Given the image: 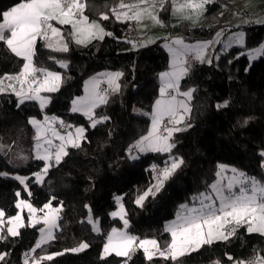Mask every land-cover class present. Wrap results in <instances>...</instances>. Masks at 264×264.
Segmentation results:
<instances>
[{
  "label": "trees",
  "instance_id": "1",
  "mask_svg": "<svg viewBox=\"0 0 264 264\" xmlns=\"http://www.w3.org/2000/svg\"><path fill=\"white\" fill-rule=\"evenodd\" d=\"M119 1L86 0L84 14L90 20L99 19L104 30L112 35L80 45L70 36V26H63L67 52L53 51L43 40L37 39L35 67L59 72L62 77L57 91L45 93L49 97L46 107L40 108L34 101L20 104L13 94L0 93L1 141L8 140L10 150L14 147L9 139L11 133L28 127L30 118L41 119L44 115L63 121L64 130L73 126L85 128L86 137L79 148H66L68 155L63 156L58 165L49 167L41 185L34 182L33 176L43 169L42 161L30 159L12 166L7 161L8 155L0 154V209L5 217L16 213L19 198L30 200L37 209L48 202L62 208L54 238L32 251V255L30 250L40 223L34 226L24 223L19 236L0 240V253H8L0 264H25L26 258L29 262L32 257L48 255L53 259L42 260L40 264H124L125 260L127 264H209L213 260L233 264L260 254L264 256V236L250 234L244 226L229 240L205 245L176 261L159 255L149 261L142 250L131 253V259L115 254L101 257L107 232L123 225L111 215L117 196L122 197L129 234L140 239H155L163 249L170 242V233L163 223L174 218L178 208L190 202L192 196L209 190L218 165L234 166L256 178L264 176V157L261 156L264 150V53L253 62L246 53L264 42V24L261 23L254 27H235L245 31L243 46L220 53L209 64L194 61L179 85L183 89H195L189 102L190 127L173 134L169 142L175 147L171 152H146L128 168L123 167L130 155L129 147L147 134L150 125V118L135 113L134 108L150 112L157 98L159 75L169 69V56L160 41L130 47L127 21L111 16L110 10ZM19 2L21 0H0V13ZM225 5H228L226 0H211L204 10L210 25L190 27L181 21L179 33L187 40L212 38L228 25L224 21ZM101 13H107L109 19L101 20ZM159 17L169 25L168 1L160 9ZM218 49L219 46L215 47L212 54ZM60 62L67 67H59ZM22 65L23 60L0 42V77L19 72ZM105 70L122 75L116 80L118 90L110 92L106 87L107 102L94 109V119H108L93 128L88 117L70 112V103L82 93L89 77ZM225 103L226 106L218 107ZM173 158H181L183 164L163 181L159 191H153L141 205L136 204L137 198L158 182V179L153 182L152 174L158 172L159 176ZM13 171L27 177V190L15 178L5 176ZM89 219L97 221L98 235L92 231ZM82 242L89 247L78 253L70 252ZM228 256L233 259L229 260Z\"/></svg>",
  "mask_w": 264,
  "mask_h": 264
},
{
  "label": "snow or ice",
  "instance_id": "2",
  "mask_svg": "<svg viewBox=\"0 0 264 264\" xmlns=\"http://www.w3.org/2000/svg\"><path fill=\"white\" fill-rule=\"evenodd\" d=\"M210 2L211 0H184L183 3L178 4L177 0H172L174 13H182L185 9H190L197 17L204 5ZM164 3L165 0H137L136 3L128 4L124 0H120V3L110 11L120 21L135 20L139 23L147 16L155 23L163 26L162 21L154 14L153 9L156 8L157 4L163 9ZM86 7V0H21L9 10L0 13V20H2L0 22V42H3L12 54L24 61L19 73L15 75L5 74L0 77V93L11 90L19 98L20 104H23L25 100H38L40 101V107L44 108L49 101L47 98L42 97L40 93L57 91L62 77L59 73L35 67L34 56L37 39L46 41L45 46L53 51H68V44L63 42L61 30L51 22L56 21L59 25H70L72 29L70 35L76 44L86 45L93 38L103 39L105 35H112V33H106L96 21L89 22L88 17L84 15ZM183 18L190 19L191 17L184 16ZM100 19L107 20L109 15L101 13ZM217 35L221 34L218 33ZM53 38L58 39L54 40ZM237 41L243 44L242 33L237 37ZM211 43L210 41L187 45L183 39L177 38L172 41V45L180 46L179 48L166 45L172 56V70L160 74V80L162 81L160 98L155 101L151 113V127L146 135L129 147L128 151L130 154L134 150L139 152H171L172 148L175 147V144L169 141L174 132L186 130L175 125L182 124L185 115L191 112L189 102L192 100L193 92L195 91V89H189L181 92L179 89L180 80L190 69V65H188V61L184 57L192 55L194 59L203 63L206 49L210 47ZM133 47H135V44ZM262 53H264V45L249 51L248 56L250 59H255ZM207 62L211 63V60L209 59ZM60 65L61 67H67L64 62H60ZM37 73H42L43 79ZM104 75L109 77L111 86L112 79L121 76L122 73ZM5 81H8V83L5 84ZM99 83L100 81L96 78L87 82L85 86L86 95L73 100L71 109L72 112H81L87 116L93 128L98 123L108 119V117L93 118L94 109L99 104L107 102L106 96L101 95L97 91ZM118 87L117 85V90ZM169 90L174 91L176 95H171ZM177 96L184 99H177ZM223 106H226V103L225 105H218V107ZM145 115L148 114L145 113ZM165 118H167L166 124ZM52 120H55V118H52ZM29 123L36 128L37 148L39 149V140L42 134L48 130L46 126L49 125L50 120L45 117L44 122L41 123L36 119H31ZM60 123L63 126V121H60ZM162 124L165 126L161 130ZM168 124L173 125V127H168ZM51 133L61 141V144L58 146L54 157L47 151L43 154L37 151L36 158L46 162L42 171L35 174L37 182L42 181L43 175H46L49 167L52 166L51 163H48L50 160L54 159L55 164L58 165L62 157L68 155L65 150L66 145L79 148L81 146L80 142L86 139L84 135L85 128L83 127L76 128L75 135L69 133L67 136H62L55 129H51ZM47 143L51 144V141L48 140ZM261 156L264 157V152L261 153ZM131 158L137 159L134 155ZM181 164H183L181 158L172 159L171 165L165 167L157 177L158 183L153 186L155 191L160 190V187L163 186V181ZM153 167L155 168V166ZM227 171H231L232 176H225ZM215 175L218 179L209 186L211 191L201 192L193 197L194 201H198V207L195 205L190 207L188 204L180 206L181 210L177 213L176 219L166 226V231L171 234V241L163 249H161L155 239H140L138 236L130 235L126 231L113 228L107 236V242L103 246V257L115 253L118 257L131 259V253H134L138 246L143 249L149 261L156 255L166 260L170 258L176 261L179 257L198 251L205 245H212L216 241L229 240L240 227L246 226L248 233H259L264 236V180L248 176L245 172L236 168L228 169L225 165H218V171ZM16 179L21 184H25V178L17 176ZM225 180L226 183L224 182ZM26 187L27 185H25ZM153 188L148 189L143 195L139 196L136 204L141 205L147 196L154 194ZM16 195L19 196L20 193L17 192ZM121 199L122 197H116L119 211L112 212L111 215L113 217L119 216L123 220L124 228L127 229L129 222L125 219L126 212L123 204L120 203ZM16 207L18 209H28L29 219L33 221L30 226L40 223L41 220L46 226V229H40L41 239L37 242L36 248H40L43 243L54 238L52 230L58 226L57 214L60 208H52L49 202L43 208L37 209L23 199L19 200ZM44 209L49 211L42 218L36 219L35 214L37 211L44 212ZM89 223H93V221L89 219ZM24 226L19 213L8 217L5 222V212L0 209V240L6 239L7 236H19V229ZM93 230L98 231L95 223H93ZM5 231L6 235L4 234ZM88 247L87 243L82 242L77 248L71 249V251L80 252ZM62 254L57 253L56 255ZM7 255L8 253L6 252L0 253V261H3ZM227 258L229 260L233 259L231 256ZM52 259V255L41 256L38 259L34 258L32 264H40L42 260ZM25 264H29L27 258L25 259ZM124 264H127V260H125ZM214 264H220V262L215 261ZM235 264H246V262L236 261ZM247 264H264V257L257 255L253 260L248 261Z\"/></svg>",
  "mask_w": 264,
  "mask_h": 264
},
{
  "label": "rangeland",
  "instance_id": "3",
  "mask_svg": "<svg viewBox=\"0 0 264 264\" xmlns=\"http://www.w3.org/2000/svg\"><path fill=\"white\" fill-rule=\"evenodd\" d=\"M167 1L169 2V12H170V19H169V22H168L169 25H165L162 22L163 23V26H161V24L155 23L153 20H151L147 16H145L139 23L137 21H135V20H126L127 23H128V28H127V35H128V37H127V41L130 43V47L131 48H135L138 45V44L135 43L136 42L135 41L136 39L139 40V42L141 43L142 46L148 45L149 43H154L156 41H160V45L165 49V51L167 52V54L169 56V69L167 71H164V72H168V71H171L172 70V69L170 70L171 63H172V56L169 53L168 48L166 47V45H171V46H174V47L179 48L180 46L172 45V41L174 39H177V38L183 39L184 43L187 44V45H196L198 43H205V42H210L211 41L212 43H211L210 47L208 49H206V52H205V61L203 62V63H207V64H209L207 62L209 59L211 60V62L213 60H216L218 58V56H219L220 53H223L224 51H228L232 47H241V46H243L244 45V41H245V31L242 29V27H240V28H235V27H237L239 25H242V26H244V25H243V23H233L232 21H233V19L239 13L243 12L244 10L245 11H250V10H253L255 7H257L259 4H264V1L263 0H226L228 2V5H225L226 13H225V16H224V21L226 23H228V25H226V27L228 29H230L229 32L227 34H222L221 33V30H219V31L216 32V34L212 38H209V39L187 40L183 36H181V34L179 33V23L181 21H183V22H185L190 27H194L196 25H206V26H209L210 25V22L204 16L205 5H204V8L202 10H200V14L197 17L192 12V10H190V9H185L182 13H174L172 0H165V2H167ZM136 2H137V0H127V1H125V3H128V4L136 3ZM119 3H120V1L115 5V7ZM177 3L179 4L178 0H177ZM228 6H230V7H228ZM160 9L161 8L159 7V4H157L156 8L153 9L154 14H156L159 19H160V17H159V11H160ZM129 14L131 15V13H129ZM111 16L115 20H117L115 18V16L112 15V13H111ZM184 16H189L191 18L190 19H184L183 18ZM91 21H96L102 27V24H101V22H100L99 19H97V18L96 19H93V20H90L89 19V22H91ZM0 22H2V20ZM51 23L55 27H57V28H59L61 30L62 36H63L62 27L63 26H70V25H59L56 21H52ZM233 28H235V29H233ZM71 31H72V29H71V26H70V32H69V34L71 33ZM105 32L108 33L107 31H105ZM218 33H220L221 35L218 36L217 35ZM241 33L243 34V44H241V43H239L237 41V37ZM105 36H109V35H105ZM53 39L56 40L58 38H53ZM95 39H100V38H95ZM154 39H156V40H154ZM152 40H154V41L151 42ZM43 42H44V44H46V41L43 40ZM63 42H66L65 39H64V36H63ZM134 44H135V47H133ZM261 45H264V42ZM216 46H219L218 52L215 53V54H212V50ZM248 52L249 51H246L247 57H248V59H249L250 62H253V61L257 60L262 55V54H260L255 59H250L249 56H248ZM198 62H200V61H198ZM23 63H24V61H23ZM59 67H61L60 63H59ZM61 68H64V67H61ZM21 69H20V71H21ZM19 72H17V73H19ZM51 72L59 73V72H56V71H51ZM17 73H15V74H17ZM108 73H116V72L111 71V70L110 71L109 70H105V71L99 72L98 74H96V75H94L92 77H89L85 81V83L83 85V91H82V93L79 96L73 97L72 100H71V103H70V112L71 113H76V114H80V115L85 116L81 112H72V110H71L72 109V102H73V100H76L79 97H84L86 95V92H85L86 83L89 82V81H91L93 78H96L97 80L103 81L104 84H106L108 87L113 86L112 88H109L108 91L114 92L116 90V80H117V78L114 80L115 82L113 84L111 83V86H110V84H109V77L107 75H104V74H108ZM39 75H40L39 77L41 79H43V74L41 73ZM112 81H113V79H112ZM158 81H159V86H158V89H157V98H156V100L160 98V88L162 86V81L160 80V75H159ZM181 81H182V79L180 80V82ZM7 83H8V81H5V84H7ZM59 85H60V82H59ZM17 87H19V86L17 85ZM34 87H35V85H34ZM58 88H59V86H58ZM179 89H180L181 92H184V91L189 90V89H183L180 86H179ZM97 91H98V89H97ZM169 92H170L171 95H176V93L174 91H172V90H169ZM2 93H5V92H2ZM45 93L46 92H41L40 95L42 97L47 98L48 101H49V97ZM99 93L101 95H105V94H103L101 92H99ZM16 98H17V101L19 103V98L18 97H16ZM177 99H184V98L183 97H180V96H177ZM25 101H34L40 107V101H38V100H25ZM155 101H154L153 106H152V108H151V110L149 112L150 117H151V113L153 111V107H154ZM48 103L46 104V106L48 105ZM134 112L135 113H139V114L140 113L145 114V112H142L141 110H139L137 108H134ZM45 117H48L49 118L50 123H49V125L46 126L48 130L42 134L41 139L39 140L40 148L38 149L37 148L38 141L36 139V128L32 124H30L29 121L31 119H36V120L40 121L41 123H43ZM85 117H87V116H85ZM52 118H55V120H52ZM29 121H28V127H22L21 129L17 130L16 132L11 133V135L9 136V139L14 144V147L11 150H10V144H9V142H7L8 140H5V142L3 143L1 141L2 135L0 134V154L8 155L7 156V161L12 166H15L19 162H26V161H28L30 159H34V160L42 161L44 163V166H43V168H44L46 162L43 161V160H40V159H37L36 158L37 151H39L41 154H43L45 151H47L48 153H51L52 150H54L56 152L57 149H58V146L61 144V141L57 137H54L52 135L51 129H55L62 136H67L69 133H72L73 135H75V129L78 128V127H81V126H73L72 128H67V130H64L63 128L59 127V126H61V123H60V120L58 118L53 117V116H46V115H44L41 119L30 118ZM188 125H189V122H188V114H186L183 123L182 124H179V125H175V126L176 127H181V128H186ZM90 126H91V122H90ZM167 126L168 127H173V125H171V124H168ZM150 127H151V118H150L149 129H150ZM165 135H166V133H165ZM48 140L51 141V144H48L47 143ZM69 146L70 145H66V148L69 147ZM262 152H264V150H262L261 153ZM144 153H146V152L131 153L128 156V161H126L124 163L123 167L124 168H128L131 165V163H133L134 161L138 160L139 159V156L141 154H144ZM133 155L136 156L137 159H132L131 156H133ZM53 157H54V155H53ZM48 163L55 164V161H54V159H52ZM221 165L227 166L228 169L235 168L234 166H230V165H227V164H221ZM262 165H264V160L262 162ZM262 168H263V173H264V167H262ZM237 170H239V169H237ZM41 171H39V172H41ZM35 174L33 176L34 177V182L36 184H38V185H41L42 182H43V179H44V176L45 175H43V178H42V181L41 182H37ZM5 176H10V177H13L15 179H16L17 176L22 177V178H25V184H21L18 179H16V180L24 188H25V185H27V182H26L27 177L24 176V175H22V174H20L17 171L8 172V173L5 174ZM225 176H228V177L232 176L231 171L225 172ZM217 179L218 178L216 177L215 180L212 183L216 182ZM257 179L258 180H264V176L261 177V178H257ZM156 180H157V178H156ZM155 182H157V181H155ZM224 182L226 183V180ZM157 183H154L153 186L156 185ZM153 186H152V188H153ZM25 190H27V187L25 188ZM153 191H155L154 188H153ZM210 191H211V189L209 188V190H207L206 192H210ZM194 196H197V195H194ZM194 196H192L190 202H187V203H184V204H188L190 207L191 206H194V205L198 207L199 206V203H198V201H194L193 200V197ZM119 197H121V196H119ZM19 200H21V199L19 198L17 200L16 204L19 202ZM23 200H25V199H23ZM26 201H28L29 203H31L30 200H28V199H26ZM120 203H121V201H120ZM217 204H218V202H217ZM115 205L116 206H115L113 212L119 211V204H117L116 198H115ZM50 206L52 208H60V211L57 214L58 215V220H57V225L58 226L56 228H53V230H52L53 236H54L55 233L59 230V219H60V214H61V209L62 208H61L60 205L55 206V205H52L51 203H50ZM33 207H35V206L33 205ZM180 210H181V208L179 207L178 210H177V212H176V214H175V216H174V218H172V219H170V220H168V221H166V222L163 223V227L165 229H166V226L168 224H170L172 221H174L176 219L177 213ZM48 211H49L48 209H44V212L37 211V213L35 214V218L36 219L42 218L45 215V213H47ZM17 213H19L20 216L22 217V222L23 223H25V224H27L29 226L32 225L33 221H31L29 219V215L30 214H29L27 208H23V209H18L17 208L16 213L14 215H12V216L17 215ZM7 218L8 217H5V222L7 221ZM114 218L119 219L121 221V223L123 224L120 228L118 227L116 229H119V230H122V231H126L127 233H129L127 231V229L124 228L123 220L119 216L114 217ZM93 223L96 224V227L98 228V231H94L93 230ZM93 223H90L91 226H92V231L98 235L99 232H100L99 227H98V223H97V221H93ZM36 224H38V223H35V225ZM38 228H39V233H38V236H37L34 244L31 247V250H30V254L31 255H32L33 249H37L36 248V244L41 239L40 229L41 228H45L46 229V226H45V224L43 223L42 220H41L40 225L38 226ZM112 229H110L107 232V235L105 236L104 244L107 242V236L111 233V230ZM4 234L6 235V231H5ZM257 234H259V233H257ZM143 239H151V238H143ZM170 241H171V234H170ZM43 244H45V243H43ZM104 244H103V246H104ZM136 250H142L143 251V249L142 248H139L138 246H137ZM70 252L71 253H78V252H73V251H70ZM112 254H115V253H112ZM143 254H144V252H143ZM144 256H145V254H144ZM259 256L264 257L261 254ZM101 257H103V249H102ZM145 258H146V256H145ZM33 259H34V257H32V260L29 261V264H32ZM246 260L245 259H242L240 261L246 262ZM23 261L25 263V259ZM215 261H219V260H213L209 264H214ZM235 262L236 261H234L233 264H235Z\"/></svg>",
  "mask_w": 264,
  "mask_h": 264
},
{
  "label": "built area",
  "instance_id": "4",
  "mask_svg": "<svg viewBox=\"0 0 264 264\" xmlns=\"http://www.w3.org/2000/svg\"><path fill=\"white\" fill-rule=\"evenodd\" d=\"M178 2L183 3L184 0H178ZM232 22L233 23H243L245 27H254L260 23L264 24V7L258 10H254V11L241 12L233 19ZM228 31H229L228 28H223L221 30V33L227 34ZM137 43H139V41H137ZM184 58L188 61V65H190V68H191L192 64L195 61L194 57L192 55H187ZM39 74L40 73H37L38 76H40ZM99 89H100V92H102L103 94L107 92V88L104 84H100ZM166 123H167V119L165 118V124ZM164 126H165L164 124L161 125V130L163 129ZM157 176H158V172L152 174L153 182L156 181ZM253 259L254 258L247 259L246 264L248 261H251Z\"/></svg>",
  "mask_w": 264,
  "mask_h": 264
},
{
  "label": "crops",
  "instance_id": "5",
  "mask_svg": "<svg viewBox=\"0 0 264 264\" xmlns=\"http://www.w3.org/2000/svg\"><path fill=\"white\" fill-rule=\"evenodd\" d=\"M262 7H264V4H259L257 7H255L253 10H255V9H259V8H262ZM120 21V20H119ZM197 26V25H196ZM93 39H95V38H93ZM93 39H91V40H93ZM154 40H156V39H154ZM154 40H152L151 42H153ZM136 42V44H137V41H139L138 39H136L135 40ZM75 42V41H74ZM89 43V42H88ZM140 43V42H139ZM141 44V43H140ZM150 44V43H149ZM80 45H85V44H80ZM217 47V46H216ZM196 60V59H195ZM197 61V60H196ZM170 70H171V68H170ZM188 74V73H187ZM187 74L185 75V76H183L182 77V79L184 78V77H186L187 76ZM11 75H15V74H11ZM106 78V77H105ZM117 78V77H116ZM116 78H113V81H112V84L115 82L114 80L116 79ZM100 81V80H99ZM100 84H104V82L103 81H100V83H99V85ZM99 85H98V91L100 92V89H99ZM104 85H106V84H104ZM107 86V85H106ZM113 86H111V87H108L107 86V88L109 89V88H112ZM5 93H11V94H13L15 97H17L11 90H6L5 91ZM149 118H151L150 117V115H149V113H148V115H147ZM59 127H61V128H64L63 126H59ZM52 151H54V150H52ZM51 151V153L54 155L55 154V152L53 153ZM146 152H150V151H146Z\"/></svg>",
  "mask_w": 264,
  "mask_h": 264
},
{
  "label": "bare ground",
  "instance_id": "6",
  "mask_svg": "<svg viewBox=\"0 0 264 264\" xmlns=\"http://www.w3.org/2000/svg\"><path fill=\"white\" fill-rule=\"evenodd\" d=\"M225 28H227V27H225ZM222 30V29H221ZM229 32V31H228Z\"/></svg>",
  "mask_w": 264,
  "mask_h": 264
}]
</instances>
